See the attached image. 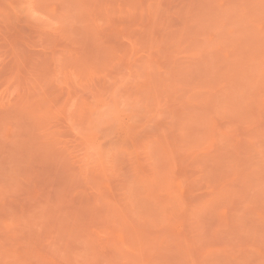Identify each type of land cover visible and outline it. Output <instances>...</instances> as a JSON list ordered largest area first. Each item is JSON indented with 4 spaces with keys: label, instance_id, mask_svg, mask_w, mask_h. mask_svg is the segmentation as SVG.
Returning <instances> with one entry per match:
<instances>
[{
    "label": "rangeland",
    "instance_id": "1",
    "mask_svg": "<svg viewBox=\"0 0 264 264\" xmlns=\"http://www.w3.org/2000/svg\"><path fill=\"white\" fill-rule=\"evenodd\" d=\"M0 264H264V0H0Z\"/></svg>",
    "mask_w": 264,
    "mask_h": 264
}]
</instances>
